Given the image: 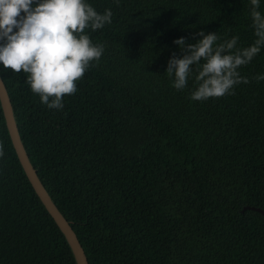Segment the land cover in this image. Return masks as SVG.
<instances>
[{
	"label": "trees",
	"instance_id": "1",
	"mask_svg": "<svg viewBox=\"0 0 264 264\" xmlns=\"http://www.w3.org/2000/svg\"><path fill=\"white\" fill-rule=\"evenodd\" d=\"M111 24L105 51L66 95L42 104L26 76L5 71L37 173L71 222L89 264H264V48L238 69L234 94L193 101L194 74L172 86L174 40L256 39L250 0H87ZM264 14V0L260 8ZM0 264H77L32 186L0 101ZM247 208L244 210V208Z\"/></svg>",
	"mask_w": 264,
	"mask_h": 264
},
{
	"label": "clouds",
	"instance_id": "2",
	"mask_svg": "<svg viewBox=\"0 0 264 264\" xmlns=\"http://www.w3.org/2000/svg\"><path fill=\"white\" fill-rule=\"evenodd\" d=\"M255 41L237 48L238 36L217 43L216 32L201 30L196 43L185 37L174 40L184 52L168 61L166 73L172 86L183 90L194 74L191 100L205 101L234 94L236 85L249 83L238 69L249 64L264 48V14L260 0H250ZM113 12L99 13L87 0H0V62L4 70L26 76L25 83L42 104L61 110L66 95H75L77 83L97 65L105 51L93 43L87 30L95 32L111 24ZM257 81L264 75H257ZM5 156L0 142V158Z\"/></svg>",
	"mask_w": 264,
	"mask_h": 264
},
{
	"label": "water",
	"instance_id": "3",
	"mask_svg": "<svg viewBox=\"0 0 264 264\" xmlns=\"http://www.w3.org/2000/svg\"><path fill=\"white\" fill-rule=\"evenodd\" d=\"M0 101L2 109L5 115L6 124L13 142V145L16 149L17 155L20 159V162L32 184L36 193L42 200L43 204L55 219L56 223L59 225L62 232L65 234L73 254L75 256L77 264H89L85 250L78 238L77 233L75 232L71 222L64 216L60 211L54 200L52 199L50 193L46 189L45 185L41 181L37 170L33 166L30 157L27 153L25 145L23 143L18 124L16 121L15 111L11 98L7 89V86L0 74ZM247 206L244 208V210ZM264 214V210L261 208H254Z\"/></svg>",
	"mask_w": 264,
	"mask_h": 264
}]
</instances>
